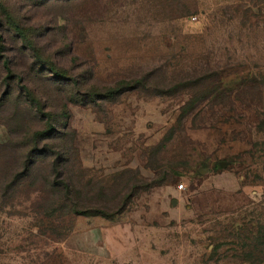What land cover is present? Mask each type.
<instances>
[{
	"label": "rangeland",
	"instance_id": "1",
	"mask_svg": "<svg viewBox=\"0 0 264 264\" xmlns=\"http://www.w3.org/2000/svg\"><path fill=\"white\" fill-rule=\"evenodd\" d=\"M0 264H264V0H0Z\"/></svg>",
	"mask_w": 264,
	"mask_h": 264
},
{
	"label": "water",
	"instance_id": "2",
	"mask_svg": "<svg viewBox=\"0 0 264 264\" xmlns=\"http://www.w3.org/2000/svg\"><path fill=\"white\" fill-rule=\"evenodd\" d=\"M220 165H221L222 167H225V166L227 165V162H220Z\"/></svg>",
	"mask_w": 264,
	"mask_h": 264
}]
</instances>
